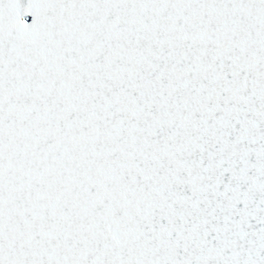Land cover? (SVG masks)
<instances>
[{"label":"snow or ice","instance_id":"1","mask_svg":"<svg viewBox=\"0 0 264 264\" xmlns=\"http://www.w3.org/2000/svg\"><path fill=\"white\" fill-rule=\"evenodd\" d=\"M0 264H264V0H0Z\"/></svg>","mask_w":264,"mask_h":264}]
</instances>
